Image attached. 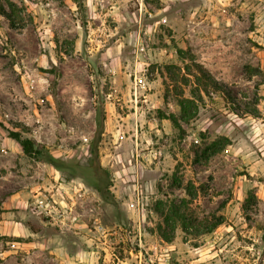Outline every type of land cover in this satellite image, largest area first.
I'll return each mask as SVG.
<instances>
[{
    "label": "rangeland",
    "instance_id": "rangeland-1",
    "mask_svg": "<svg viewBox=\"0 0 264 264\" xmlns=\"http://www.w3.org/2000/svg\"><path fill=\"white\" fill-rule=\"evenodd\" d=\"M11 1L17 27L0 15V264H73L67 254L81 251L95 264H264V0ZM189 54L223 91L201 87ZM181 98L195 102L188 122ZM101 104L100 162L114 197L76 177L86 195L64 206L62 224L50 221L34 197L58 200L57 170L9 132L88 167ZM222 138L224 151L201 157ZM177 164L184 184L200 188L194 211L226 203V223L200 237L179 226L166 242L154 206L166 195L189 200L170 188Z\"/></svg>",
    "mask_w": 264,
    "mask_h": 264
},
{
    "label": "trees",
    "instance_id": "trees-1",
    "mask_svg": "<svg viewBox=\"0 0 264 264\" xmlns=\"http://www.w3.org/2000/svg\"><path fill=\"white\" fill-rule=\"evenodd\" d=\"M0 15L5 17L10 22L12 27H17V21L20 19V11L16 4H14L11 0H0ZM178 53L181 58L187 59L186 52L179 50ZM189 55V59L194 63L195 67H197L200 72V75L196 74L195 77L199 81V84H201V87H204L205 91H207L208 87H211L216 91H223L222 86L217 82V80L212 77L202 65L197 64L194 56L191 54ZM172 69L177 68L175 66L167 67L169 75L174 73L172 72ZM185 70L189 75L192 72L189 65L185 68ZM178 103L181 108L180 119L182 121L188 122L195 117L196 113H192V107L195 106V102L193 100L181 98ZM171 119L179 128L176 118L172 116ZM105 125L106 112L102 105V107L97 110V131L95 133L94 140L90 144L91 160L88 167H83L80 162L75 159L67 160L55 157L44 145L38 144L33 138L25 137L22 132H9V137L20 145L23 153L27 157L53 166L60 173L66 174L68 179H75L76 177L82 178L89 187L96 190L105 202H108L114 197L111 191L113 182L110 172L101 165L99 151V146L105 133ZM228 145V139H219L212 143L211 146L207 147L201 157L207 160L221 151H224ZM170 188L185 190L189 196V200L170 199L166 195V200H159L155 203L154 211L158 214L162 221L161 224L158 225L156 232L162 240L172 242L175 238V232L179 226L186 235L200 237L214 232L226 223L225 216L220 214V211L226 207V203H223L220 206L221 210L208 214L204 213L203 216H200L196 211H194L195 209L192 206L194 201L198 198V191L200 188H196L191 182L184 184L183 177L180 174L179 164H177L171 178ZM256 199L257 198L254 194H251L246 199V202L243 205L245 212L248 213L251 205L256 204Z\"/></svg>",
    "mask_w": 264,
    "mask_h": 264
},
{
    "label": "crops",
    "instance_id": "crops-1",
    "mask_svg": "<svg viewBox=\"0 0 264 264\" xmlns=\"http://www.w3.org/2000/svg\"><path fill=\"white\" fill-rule=\"evenodd\" d=\"M137 142V141H136ZM56 175L54 177L53 187L55 188L56 198L58 200H62L65 204L77 202L85 196V192H83L82 187H85L84 183L80 179H66L61 175L60 172L56 171ZM86 188V187H85ZM82 195V197L80 196ZM77 224V223H75ZM75 226V225H74ZM76 226L82 228L84 225L82 223H78ZM63 248L59 247V251L63 253ZM94 252L90 251H81L76 253V255L70 256L68 255L69 261L73 264H95L96 258L92 256ZM92 256V258H91ZM90 260L91 262H87ZM86 262V263H85ZM108 262V261H105ZM109 264V263H104ZM125 264V263H122Z\"/></svg>",
    "mask_w": 264,
    "mask_h": 264
},
{
    "label": "built area",
    "instance_id": "built-area-1",
    "mask_svg": "<svg viewBox=\"0 0 264 264\" xmlns=\"http://www.w3.org/2000/svg\"><path fill=\"white\" fill-rule=\"evenodd\" d=\"M82 197V195H80ZM35 210L40 216L50 220V221H61L60 224L64 222L66 215L65 207L70 208L69 204H65L62 200L58 201L55 199V195H49L47 192H39L34 197ZM72 208H70L71 210ZM68 211V210H67ZM74 222L77 220L76 217L73 218ZM97 231H103V234H106V229L103 226L95 227Z\"/></svg>",
    "mask_w": 264,
    "mask_h": 264
}]
</instances>
